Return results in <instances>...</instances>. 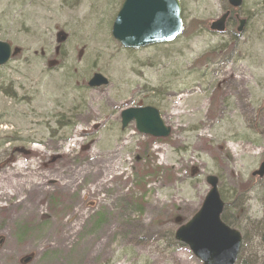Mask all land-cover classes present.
Listing matches in <instances>:
<instances>
[{
    "label": "rangeland",
    "instance_id": "1",
    "mask_svg": "<svg viewBox=\"0 0 264 264\" xmlns=\"http://www.w3.org/2000/svg\"><path fill=\"white\" fill-rule=\"evenodd\" d=\"M121 1L0 0V40L18 49L0 67V179L26 163L45 181L31 211L24 194L0 196V264H201L174 232L208 175L242 235L236 264H264V178L251 175L264 160V0H242L241 32L231 18L222 33L209 24L226 0H179L181 33L137 49L110 35ZM95 72L105 86H87ZM137 105L170 134L121 128ZM106 155L116 169L93 174Z\"/></svg>",
    "mask_w": 264,
    "mask_h": 264
},
{
    "label": "water",
    "instance_id": "2",
    "mask_svg": "<svg viewBox=\"0 0 264 264\" xmlns=\"http://www.w3.org/2000/svg\"><path fill=\"white\" fill-rule=\"evenodd\" d=\"M232 7L241 5L242 0H227ZM228 12L210 23L213 31L222 32ZM245 20L239 19L237 30L241 31ZM181 31L180 6L178 0H123L111 26V36L126 48H140L149 44L169 42ZM62 35L58 40H63ZM17 49L0 40V66L4 65ZM107 79L94 73L88 80L89 87L104 86ZM121 128L131 121L139 133L152 137H166L169 127L165 126L159 112L151 107H129L120 112ZM264 176V160L252 173ZM209 185L199 209L175 233L176 241L185 244L201 264H235L241 248L240 233L223 223L220 218L223 202L217 190V178L207 176ZM26 256L21 261L29 260Z\"/></svg>",
    "mask_w": 264,
    "mask_h": 264
},
{
    "label": "bare ground",
    "instance_id": "3",
    "mask_svg": "<svg viewBox=\"0 0 264 264\" xmlns=\"http://www.w3.org/2000/svg\"><path fill=\"white\" fill-rule=\"evenodd\" d=\"M97 159L100 160L94 163L99 164L100 168H94L95 164L92 163L93 169H91V172H93V174L97 173L99 169L111 172L116 169L118 164L117 160H113L111 161V163H109V155H106V158L102 156L101 158ZM93 160L95 159H92V161ZM77 173L79 172L70 173L69 175L76 176ZM65 178H68V176H66ZM103 179L98 181L97 186H100V184L103 182ZM47 180L50 182L56 181V183H59L55 178H47ZM69 182L70 181H63L62 185L66 186L67 184H69ZM44 183V179H42V176L40 174L36 173L34 166L26 163L15 164L13 169L10 170L4 178L0 179V196H4L6 194L10 196H19L20 194H24V196L19 201H17V204L22 205V210L31 211L33 209V205H27L26 199L29 194L33 195V193H41L42 191H44Z\"/></svg>",
    "mask_w": 264,
    "mask_h": 264
},
{
    "label": "trees",
    "instance_id": "4",
    "mask_svg": "<svg viewBox=\"0 0 264 264\" xmlns=\"http://www.w3.org/2000/svg\"><path fill=\"white\" fill-rule=\"evenodd\" d=\"M222 220L229 226L234 227V224L227 218V215L224 213L221 216Z\"/></svg>",
    "mask_w": 264,
    "mask_h": 264
},
{
    "label": "flooded vegetation",
    "instance_id": "5",
    "mask_svg": "<svg viewBox=\"0 0 264 264\" xmlns=\"http://www.w3.org/2000/svg\"><path fill=\"white\" fill-rule=\"evenodd\" d=\"M229 18H230V16H229Z\"/></svg>",
    "mask_w": 264,
    "mask_h": 264
}]
</instances>
